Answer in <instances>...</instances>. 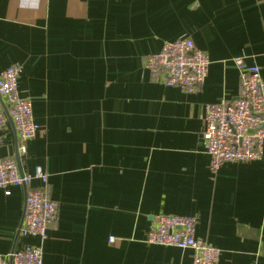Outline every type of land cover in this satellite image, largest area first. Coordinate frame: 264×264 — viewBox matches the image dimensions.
Wrapping results in <instances>:
<instances>
[{
	"label": "crops",
	"instance_id": "0c3cea01",
	"mask_svg": "<svg viewBox=\"0 0 264 264\" xmlns=\"http://www.w3.org/2000/svg\"><path fill=\"white\" fill-rule=\"evenodd\" d=\"M183 37L210 62L193 93L145 68ZM236 57L264 82V0H0V73L21 66L39 126L19 168L46 172L29 186L58 205L45 240L21 236L24 189L0 188V256L33 245L42 264H191L190 249L144 241L174 214L197 217L218 264H264V143L212 173L202 137L205 105L240 95ZM0 155L16 157L9 120Z\"/></svg>",
	"mask_w": 264,
	"mask_h": 264
},
{
	"label": "built area",
	"instance_id": "2783aa9c",
	"mask_svg": "<svg viewBox=\"0 0 264 264\" xmlns=\"http://www.w3.org/2000/svg\"><path fill=\"white\" fill-rule=\"evenodd\" d=\"M239 71L240 95L232 101L220 100L204 107L202 137L209 156L208 167L215 173L224 163L259 160L264 143V82L260 69L248 65L241 57L233 59ZM208 55L195 47L188 37L165 42L157 53L145 59L151 78L166 86L193 93L203 83L209 67ZM19 64H11L0 73V145L7 121L16 134V157L0 155V188L9 194L13 186L24 189L21 236L45 240L49 225L57 214V202L41 187H30L33 179L46 184L48 175L40 167L33 173L19 171L18 157L38 131L31 102L19 94ZM195 215L158 214L153 217L144 241L152 245L191 250V264H218L220 250L196 237ZM113 241L112 238L109 239ZM0 264H42L40 246L25 245L5 257Z\"/></svg>",
	"mask_w": 264,
	"mask_h": 264
},
{
	"label": "water",
	"instance_id": "95a60500",
	"mask_svg": "<svg viewBox=\"0 0 264 264\" xmlns=\"http://www.w3.org/2000/svg\"><path fill=\"white\" fill-rule=\"evenodd\" d=\"M19 171H21L20 168H19Z\"/></svg>",
	"mask_w": 264,
	"mask_h": 264
}]
</instances>
